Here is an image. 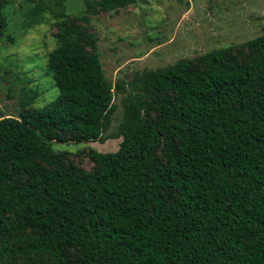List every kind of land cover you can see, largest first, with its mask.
I'll list each match as a JSON object with an SVG mask.
<instances>
[{
  "label": "trees",
  "instance_id": "16d2710c",
  "mask_svg": "<svg viewBox=\"0 0 264 264\" xmlns=\"http://www.w3.org/2000/svg\"><path fill=\"white\" fill-rule=\"evenodd\" d=\"M138 1L84 0L69 20L58 0L46 67L58 94L0 117V264H264V34L114 86L89 15ZM115 91L124 114L104 135ZM110 137L119 149L92 148L91 170L52 146Z\"/></svg>",
  "mask_w": 264,
  "mask_h": 264
},
{
  "label": "rangeland",
  "instance_id": "374dc122",
  "mask_svg": "<svg viewBox=\"0 0 264 264\" xmlns=\"http://www.w3.org/2000/svg\"><path fill=\"white\" fill-rule=\"evenodd\" d=\"M58 0H10L5 14L8 31L0 43V117L20 116L24 103L32 109L47 105L58 94L46 71L48 53L57 45L59 31L53 10ZM69 20L84 12V0H64ZM47 6L41 22L32 23L37 7ZM39 15V14H38ZM90 32L98 46L107 79L115 86L131 80L137 71L173 64L181 58L197 59L204 53L242 44L264 34V0H139L125 8L100 9L89 15ZM10 36L14 38L12 41ZM239 53V52H238ZM38 94L36 99L32 97ZM125 93L115 91L117 109L104 135L114 136L122 120ZM122 137L106 142L53 143L58 151L87 170L94 162L89 151L119 149ZM11 264H29L20 255Z\"/></svg>",
  "mask_w": 264,
  "mask_h": 264
}]
</instances>
